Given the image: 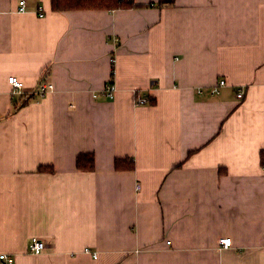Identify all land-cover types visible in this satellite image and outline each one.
Wrapping results in <instances>:
<instances>
[{"label": "crops", "instance_id": "obj_1", "mask_svg": "<svg viewBox=\"0 0 264 264\" xmlns=\"http://www.w3.org/2000/svg\"><path fill=\"white\" fill-rule=\"evenodd\" d=\"M159 1L0 0V253L13 264H264V0L144 6Z\"/></svg>", "mask_w": 264, "mask_h": 264}, {"label": "trees", "instance_id": "obj_2", "mask_svg": "<svg viewBox=\"0 0 264 264\" xmlns=\"http://www.w3.org/2000/svg\"><path fill=\"white\" fill-rule=\"evenodd\" d=\"M52 9L56 11L80 10V9H117L141 7L133 0H51ZM174 4V0H160L158 3H150L144 6H164ZM113 74V73H112ZM154 100L151 99V104ZM130 160V161H129ZM261 163L264 165V149L261 151ZM77 168L83 171H93L95 169V155L93 152H82L77 155ZM115 166L118 169H133L134 161L128 158H116ZM55 169L52 165H40L39 171L53 172Z\"/></svg>", "mask_w": 264, "mask_h": 264}, {"label": "built area", "instance_id": "obj_3", "mask_svg": "<svg viewBox=\"0 0 264 264\" xmlns=\"http://www.w3.org/2000/svg\"><path fill=\"white\" fill-rule=\"evenodd\" d=\"M26 9H27V0H19V11L23 12V11H26ZM38 14L40 17L45 16V11H44V8L42 5L38 6ZM8 81L12 85V92L14 94L21 93L23 91V89L25 88L24 81H22L16 75L10 76ZM225 84H226V81L221 80L219 85L223 86ZM53 88H54V86L52 83L41 82L39 84V87H38V93L45 94V93L53 90ZM115 91H116V85H115L113 79H111L105 87V94H107V96H109V97H113ZM214 92H216V90ZM237 96L239 98H242L244 96V91L239 90L237 92ZM150 102H151L150 97L140 96L139 94L137 95V98L135 100V103L137 105L148 104ZM220 242L224 248H230L233 246V239L231 237H223V238H221ZM45 248H46L45 242L42 239L37 238V237H33L29 243V249H30L31 253H34V254H39V253L43 252L45 250ZM85 250L87 252H90L89 248H86ZM97 256H98L97 253H94V257H97ZM0 261L7 262L9 264H13L15 262V258L10 256L9 254L2 252V253H0Z\"/></svg>", "mask_w": 264, "mask_h": 264}, {"label": "rangeland", "instance_id": "obj_4", "mask_svg": "<svg viewBox=\"0 0 264 264\" xmlns=\"http://www.w3.org/2000/svg\"><path fill=\"white\" fill-rule=\"evenodd\" d=\"M1 262V261H0Z\"/></svg>", "mask_w": 264, "mask_h": 264}]
</instances>
